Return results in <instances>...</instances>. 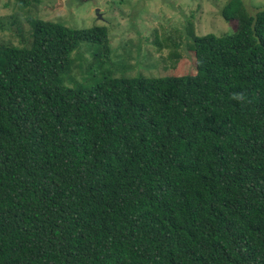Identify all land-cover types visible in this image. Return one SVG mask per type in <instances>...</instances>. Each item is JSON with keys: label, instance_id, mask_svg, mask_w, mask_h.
<instances>
[{"label": "trees", "instance_id": "obj_1", "mask_svg": "<svg viewBox=\"0 0 264 264\" xmlns=\"http://www.w3.org/2000/svg\"><path fill=\"white\" fill-rule=\"evenodd\" d=\"M223 16L192 71L76 86L106 25L1 21L0 264H264V8Z\"/></svg>", "mask_w": 264, "mask_h": 264}, {"label": "rangeland", "instance_id": "obj_2", "mask_svg": "<svg viewBox=\"0 0 264 264\" xmlns=\"http://www.w3.org/2000/svg\"><path fill=\"white\" fill-rule=\"evenodd\" d=\"M228 1L29 0L24 8H20L19 0H0V23H7L8 16L19 12V23L26 38H29L30 24L25 17L29 13L72 27L106 25L109 29V56L98 55L100 50L96 45L82 42L77 57L82 54L86 58L85 70L81 72L76 66L74 78L66 81L71 86L77 83L93 85L109 71L114 76H158L176 69L192 71L194 59L188 50L192 38L190 29L197 35L234 32L237 22L228 21L223 16ZM242 1L253 14L264 8V0ZM97 8L102 16L97 15ZM2 27L0 42L24 43L15 24L12 29Z\"/></svg>", "mask_w": 264, "mask_h": 264}, {"label": "water", "instance_id": "obj_3", "mask_svg": "<svg viewBox=\"0 0 264 264\" xmlns=\"http://www.w3.org/2000/svg\"><path fill=\"white\" fill-rule=\"evenodd\" d=\"M96 12H97V15H98V16H102V14H101V12H100V9H99V8H97Z\"/></svg>", "mask_w": 264, "mask_h": 264}]
</instances>
